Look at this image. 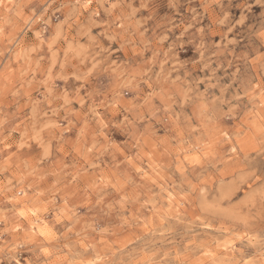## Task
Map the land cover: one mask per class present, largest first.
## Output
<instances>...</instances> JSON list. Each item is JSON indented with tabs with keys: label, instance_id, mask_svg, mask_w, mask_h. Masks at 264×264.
I'll use <instances>...</instances> for the list:
<instances>
[{
	"label": "clouds",
	"instance_id": "1",
	"mask_svg": "<svg viewBox=\"0 0 264 264\" xmlns=\"http://www.w3.org/2000/svg\"><path fill=\"white\" fill-rule=\"evenodd\" d=\"M0 264H264V0H0Z\"/></svg>",
	"mask_w": 264,
	"mask_h": 264
}]
</instances>
